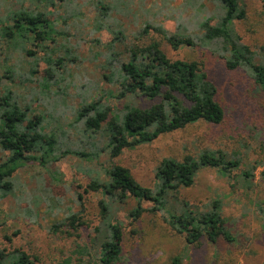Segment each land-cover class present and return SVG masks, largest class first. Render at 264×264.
Segmentation results:
<instances>
[{
	"label": "rangeland",
	"instance_id": "obj_1",
	"mask_svg": "<svg viewBox=\"0 0 264 264\" xmlns=\"http://www.w3.org/2000/svg\"><path fill=\"white\" fill-rule=\"evenodd\" d=\"M189 1L54 0V6H50L45 0H0V17L21 5L47 11L49 18L56 20V29L62 33L58 41L68 39L77 57L74 64L66 62L64 68L56 70L60 75L45 91L41 87L47 70L43 53L37 54L38 75L33 79L26 76L29 59L18 55V84L13 87L18 92V102L30 106L33 115L42 116L46 133L57 126L63 128L65 135H57V146L61 151L90 152L93 143L102 148L107 139L104 133L87 138L81 128L70 127L81 103L100 99L101 104L119 113L124 104L138 106L143 102L132 96L123 100L111 97L119 91V85L102 76L105 73L103 67L108 63L107 45L112 39L111 33L104 28L96 29L102 15H110L109 20H103L105 24L112 23L124 30L126 40L116 45L117 52L135 43L133 37L138 26L132 24V15L139 19L156 15L157 20L162 19L167 34L176 33L177 22L193 25L187 22V17L192 18L194 10L190 15L188 10L183 12L182 9L188 7ZM165 3L176 9L173 19H165L167 14L162 9ZM205 4L206 10L212 13L211 4ZM242 4L249 15L248 20L236 22L235 30L243 42L257 52L259 59L262 57L259 49L264 46L262 2L242 0ZM69 15H73L72 22L63 24L60 16L68 18ZM152 37L157 38L156 35ZM161 49L172 59L196 60L202 65L216 85V98L225 112L223 121L219 125L200 123L162 135L149 144L125 150L114 159L107 152L92 161L69 153L45 167L27 163L15 175V190L0 197V249L21 248L37 257L38 264H57L72 255L76 244H87L91 231L81 229L80 238L74 244L73 238L56 239L49 233L50 227L62 222L68 213L79 211L90 228L96 226L100 218L98 204L103 201L110 221L122 227L121 254L116 264H139L144 259L153 264H171L169 260L175 256L183 261L182 264H264V94L246 80L241 70L227 71L222 60L204 49L185 46L174 51L164 42ZM204 149L221 151L229 158L236 155L241 160L240 166L228 177L215 169H202L191 187L180 190L179 198L197 212L205 211L213 201H219L225 227L235 238L231 244L219 239L215 244L204 241L198 247L184 249L183 243L172 236L171 231L169 233V227L152 213L143 214L135 227L136 234H132L130 212L136 207L135 199L129 197L119 201L101 191L85 192L91 181H105L103 169L112 164L128 168L138 183L151 186L155 168L163 158L180 160L186 155L196 156ZM4 157L5 152L0 148V163ZM244 172L251 176L245 178ZM142 205L150 207L149 203ZM93 257L96 259L97 253L94 252ZM84 262L90 264L86 263L87 259Z\"/></svg>",
	"mask_w": 264,
	"mask_h": 264
},
{
	"label": "trees",
	"instance_id": "obj_2",
	"mask_svg": "<svg viewBox=\"0 0 264 264\" xmlns=\"http://www.w3.org/2000/svg\"><path fill=\"white\" fill-rule=\"evenodd\" d=\"M45 1L54 6V0ZM204 2L211 4L212 13L206 10ZM261 2L264 9V0ZM188 4L182 9L183 12L188 10L190 15V11L194 10L195 15L187 17V22L193 25L177 22L174 34L164 31L162 19L157 20L156 15L148 19L132 15V24L138 26V32L133 37L135 43L117 52L116 45L126 40L124 30L112 23L105 24L103 20H109L110 15H102L96 29L104 28L112 35L107 45L108 63L103 67L105 73L102 76L106 81L119 85V91L111 97L123 100L132 96L143 102L138 106L124 104L121 111L116 113L109 106L101 104L100 99L91 102L84 100L70 127L81 128V133L87 138L101 132L107 137L102 148H97L93 143L90 152L61 151L57 146V135H65L63 128L57 126L46 133L42 116L33 115L30 106L19 103L18 92L13 90L18 84V55L29 59L26 76L33 79L38 75L37 54L43 53L47 70L41 87L45 91L50 89V82L60 75L56 70L64 68L66 62L74 64L77 61L76 52L69 46L68 39L58 41L62 33L56 29V20H51L47 11L22 5L13 7L0 17V148L5 152L0 163V197L15 190V175L29 162L45 167L69 153L92 161L102 152H107L114 159L125 150L149 144L162 135L200 123L219 125L225 112L217 101L214 82L198 61L170 58L161 49L163 42L174 51L185 46L208 51L223 61L227 71L241 70L246 80L264 94V46L259 49L262 57L257 59V52L245 44L235 30V23H243L249 16L242 0H191ZM162 9L167 14L164 15L165 19L175 17L176 9L168 3L163 4ZM72 17L60 16V20L67 25L72 22ZM154 35L157 38H153ZM240 163L236 155L229 158L221 151L208 149L196 156L186 155L180 160L163 158L155 168L151 186L138 183L128 168L112 164L103 169L105 181H91L85 192L101 191L119 201L129 197L135 199L136 207L130 212L132 234H136L135 227L143 214L152 213L169 227V233L171 231L172 236L183 243L184 249L198 247L204 241L215 244L219 239L231 244L235 238L225 227L219 201H213L207 210L197 212L187 202L180 200L179 193L181 189L193 185L202 169H215L220 175L228 177L239 168ZM244 176L248 178L251 173L244 172ZM78 198L80 202V195ZM142 203H149L150 207L145 208ZM98 207L100 218L96 226L90 228L79 211L68 213L62 222L50 227L49 233L56 239L66 241L73 238L74 244L80 238L81 229L91 231L87 244H76L72 255L57 264H85L84 259L90 264L117 263L121 254L122 227L110 221L108 208L103 201L99 202ZM262 213L264 219V208ZM6 240L10 242L11 238L6 237ZM94 252L97 253L96 259ZM38 262L37 257L21 248L0 249V264ZM169 262L182 264L183 261L175 256ZM139 264L153 263L144 259Z\"/></svg>",
	"mask_w": 264,
	"mask_h": 264
}]
</instances>
